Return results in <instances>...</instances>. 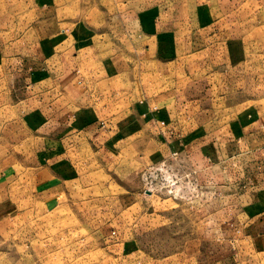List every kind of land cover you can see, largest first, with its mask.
I'll use <instances>...</instances> for the list:
<instances>
[{
	"label": "rangeland",
	"instance_id": "1",
	"mask_svg": "<svg viewBox=\"0 0 264 264\" xmlns=\"http://www.w3.org/2000/svg\"><path fill=\"white\" fill-rule=\"evenodd\" d=\"M199 1L204 0L159 3L161 10L169 8L161 16L165 26H196ZM6 2L0 0L1 32L21 9L19 0L12 8ZM97 5L112 11L113 35L104 33L109 25L103 22L59 47L80 78L86 118L103 120L108 130L141 99H172L176 141L182 144L171 150L164 130L140 126L130 115L129 123L111 131L108 144L77 133L62 141L56 156L46 149L53 141L39 115L24 102H2L0 167L21 160L33 172L23 185L5 184L0 196V264H214L222 256H242L251 264L255 259L245 257L254 251L247 235L257 228L251 210L248 204L229 205L216 185L235 182L240 174L224 166L211 171L207 163L201 170L204 155L198 150L210 139L230 137L240 122H264V0H224V9L219 1L224 11L219 8L222 18L214 25L218 33L201 35L198 42L193 36L192 42L188 31L177 40L184 44L173 43V55L160 60L121 49L125 31L115 30L116 0H70L66 7L87 18L90 12L95 16ZM128 23L127 36L136 41L132 16ZM207 45L219 48L218 66L210 65ZM249 175L241 174V185L246 183L242 189L250 202L262 193ZM222 201L224 211L217 210Z\"/></svg>",
	"mask_w": 264,
	"mask_h": 264
},
{
	"label": "crops",
	"instance_id": "2",
	"mask_svg": "<svg viewBox=\"0 0 264 264\" xmlns=\"http://www.w3.org/2000/svg\"><path fill=\"white\" fill-rule=\"evenodd\" d=\"M168 1L159 0L148 4L146 0H116L115 15L120 18V24L115 25V30L116 33L125 31L121 34L120 41V47L124 52L129 55L130 51L143 53L144 58L150 55L160 60L165 55H173V43L182 44L180 42L184 40L179 42L177 40L179 36H185L188 31L192 34V42L193 36L198 42L201 35L214 36L218 33L219 30L217 31L214 25L222 18L219 8L224 11L222 7L224 0L199 1L200 4L192 17L194 20L191 19L195 21L196 26L192 25L189 30H186V27L167 28L165 26L161 16L162 13L166 14L169 8L163 7L161 10L159 3ZM219 1L223 9L218 5ZM19 2L20 13L16 8L12 14L13 23L9 24L8 30L0 31V104L5 101L9 102L8 104L24 102L27 107L30 106L34 114L36 112L40 116L43 122L42 128H47L46 138L50 142L53 141V145L49 143L47 146L49 148H46L48 152L55 150L56 156H60L62 141L77 133L89 137L97 135L96 137L103 138L104 144H108L112 139L111 131L120 126V122L129 123L130 115L136 118L140 126L145 124L153 126L158 129L157 132L164 130L167 139L170 138L167 144L171 150L177 149L182 144L176 141L179 138L176 136L177 105L172 99L159 103L141 99L136 103L135 108L128 109L130 114L126 113L128 116L125 120L123 116L117 121L113 120L115 123L113 122L114 125L108 130H103L106 122L98 121L96 118L87 119L82 111L84 105L81 99L85 93L79 84L80 78L75 66L68 62L64 53L59 51V47L71 36L80 39L86 31H93L98 24L104 22L105 25H109V18H113L112 11L110 12L108 7L110 3L104 7L95 6V16L90 12V16L84 18L76 12L68 11L66 6L70 0H19ZM6 3L12 8L11 4H17V0H8ZM215 4L217 10L214 8ZM61 10L67 11L61 13ZM129 16L134 18V27H131L135 30L133 33L140 36L136 41H130L127 36L130 29ZM108 27L104 33L113 35L112 26ZM206 49L208 53L213 54L210 65L214 63V66H218L215 53L219 48L207 45ZM226 51L227 49H224L225 53ZM173 60L176 59L170 61ZM239 124L236 129L231 128L230 137H226L225 140L214 138L205 142V146L202 145V149L198 150L204 155V158H200V162L203 159L200 167L207 163L212 167L211 171L224 166L225 171L240 174L235 178V182L232 180L228 182V185L225 182L217 183V189L220 185L222 189L219 192L220 197L227 196V200H230L229 205L248 204L249 207L246 209L251 210L250 220L256 223L257 228L252 234L247 235L248 240H251L253 244L254 251H246L249 254L244 255L248 259H255L251 264H264V122L258 118L257 121L248 124L241 122ZM100 146L106 154L112 155L108 147ZM229 165L232 166L229 168ZM32 172V166L22 164L21 160H13L7 166L0 167V196L4 193L5 184H8V188L18 184L23 185L22 179L27 180ZM217 172L221 173V169ZM241 174H247V177L250 176L249 174L254 175L256 181L253 186L262 193L258 197L251 198L250 202L247 201L249 195L247 188L242 189L246 183L241 185V181H245L241 179ZM225 205L222 201L221 206H217V210L224 211ZM214 264L244 263L242 256H222Z\"/></svg>",
	"mask_w": 264,
	"mask_h": 264
}]
</instances>
